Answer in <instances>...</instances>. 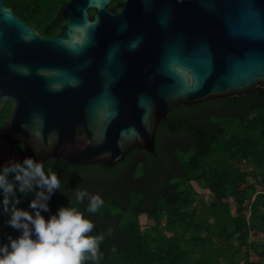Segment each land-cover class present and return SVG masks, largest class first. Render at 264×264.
<instances>
[{
  "label": "water",
  "instance_id": "1",
  "mask_svg": "<svg viewBox=\"0 0 264 264\" xmlns=\"http://www.w3.org/2000/svg\"><path fill=\"white\" fill-rule=\"evenodd\" d=\"M110 1L67 0L61 32L43 37L0 0V163L112 166L154 152L173 106L264 86V0Z\"/></svg>",
  "mask_w": 264,
  "mask_h": 264
},
{
  "label": "trees",
  "instance_id": "2",
  "mask_svg": "<svg viewBox=\"0 0 264 264\" xmlns=\"http://www.w3.org/2000/svg\"><path fill=\"white\" fill-rule=\"evenodd\" d=\"M65 2L4 0L45 37L61 32ZM44 162L62 178L51 212L74 200L76 186L104 197L101 213L85 211L105 235L101 264H264V86L173 106L158 123L154 152L133 147L112 166ZM204 189L211 200L198 198ZM7 216L0 214L5 241L19 234Z\"/></svg>",
  "mask_w": 264,
  "mask_h": 264
},
{
  "label": "clouds",
  "instance_id": "3",
  "mask_svg": "<svg viewBox=\"0 0 264 264\" xmlns=\"http://www.w3.org/2000/svg\"><path fill=\"white\" fill-rule=\"evenodd\" d=\"M57 191L63 193L61 176L32 154L0 163V213H8L5 223L19 233L0 238V264H101L105 235L93 231L96 224L85 211L101 213L104 197L76 186L74 200L51 212ZM28 197V206H22Z\"/></svg>",
  "mask_w": 264,
  "mask_h": 264
},
{
  "label": "flooded vegetation",
  "instance_id": "4",
  "mask_svg": "<svg viewBox=\"0 0 264 264\" xmlns=\"http://www.w3.org/2000/svg\"><path fill=\"white\" fill-rule=\"evenodd\" d=\"M67 1V0H66ZM123 0H111L110 3L108 4V7L109 9H111L112 11H119L120 10V3L122 2ZM112 3H114V7L112 5ZM19 17V16H18ZM20 18V17H19ZM21 20L25 21L24 19L20 18ZM64 20V18H63ZM27 24H29L27 21H25ZM30 25V24H29ZM64 25V24H63ZM35 29V28H34ZM36 30V29H35ZM39 33V32H38ZM59 34V33H58ZM57 35V34H56ZM55 36V35H54ZM45 37V36H43ZM50 37H53V36H50ZM11 109H12V102L10 100H6L3 102L2 106L0 107V113L1 111L3 110H7V116L5 117L4 119V123L2 125H0V128L3 127L6 123V120L11 112ZM23 147V144L22 143H15L14 144V148L17 149V150H21Z\"/></svg>",
  "mask_w": 264,
  "mask_h": 264
},
{
  "label": "rangeland",
  "instance_id": "5",
  "mask_svg": "<svg viewBox=\"0 0 264 264\" xmlns=\"http://www.w3.org/2000/svg\"><path fill=\"white\" fill-rule=\"evenodd\" d=\"M200 192V194H199V196H198V198H202L204 201H209V200H211V193H210V191L208 190V189H204L203 191H201V190H199ZM140 221H141V223H144V216L143 215H141L140 216Z\"/></svg>",
  "mask_w": 264,
  "mask_h": 264
}]
</instances>
